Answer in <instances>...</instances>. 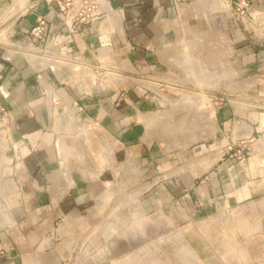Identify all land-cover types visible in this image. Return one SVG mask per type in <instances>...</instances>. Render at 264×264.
Instances as JSON below:
<instances>
[{"label": "crops", "instance_id": "crops-1", "mask_svg": "<svg viewBox=\"0 0 264 264\" xmlns=\"http://www.w3.org/2000/svg\"><path fill=\"white\" fill-rule=\"evenodd\" d=\"M247 1L239 20L235 0H98L94 21L71 31L54 3L0 0V264H65L125 229L122 244L138 243L145 150L127 117L143 115L144 82L192 86L181 71L195 59L224 103L215 140L185 151L184 168L176 153L149 155L158 178L183 187L184 222L168 227L184 251L167 261L264 264V0Z\"/></svg>", "mask_w": 264, "mask_h": 264}, {"label": "rangeland", "instance_id": "rangeland-1", "mask_svg": "<svg viewBox=\"0 0 264 264\" xmlns=\"http://www.w3.org/2000/svg\"><path fill=\"white\" fill-rule=\"evenodd\" d=\"M197 56L199 55H193V58ZM195 61L196 59L190 64L186 75H183L184 71H181V77L185 76L193 82L192 86L183 90L175 86H157L144 82L145 99L142 117L129 113L131 112L130 102L126 107L127 113L130 114L127 117V124L128 126L138 125V130H142L141 140L145 150L144 169L146 171L144 176L146 179L138 185L134 183V188L143 189L141 200L145 222L142 238L137 239L138 243L134 245L122 244L126 241L124 237L129 232L127 229L120 230L111 240H97V242L107 241L106 245L101 243L91 247L75 246L72 256L64 255L68 258L65 264H72L73 259L75 262V258L81 261V258H84L83 249L91 251L93 256L91 264H169L168 258L172 259L174 253L180 254L184 251L183 247L172 245L174 239L169 238L176 236L175 241H180L182 239L180 231L178 229L174 231L168 227L169 220H175L179 225L184 222L178 205L183 187L175 189L174 185L177 186L181 183L169 182L167 173L163 175L162 179L158 178L157 170L152 167L149 155L152 150H160L162 158L168 153H176L179 155V165L182 166L185 162L183 155L185 151H198L201 146L211 145L215 140V110L224 101H217L206 94L208 89H211L212 92L216 89L214 84H207L209 81H214L212 80L214 77L211 75V71L203 70L201 65ZM128 128L125 127V129ZM235 157L243 159L245 153L238 151ZM169 197H172L174 202L177 200L175 204ZM109 241L117 243L111 245L108 244ZM170 262L171 264H180L175 261ZM80 263L83 264V261Z\"/></svg>", "mask_w": 264, "mask_h": 264}, {"label": "built area", "instance_id": "built-area-1", "mask_svg": "<svg viewBox=\"0 0 264 264\" xmlns=\"http://www.w3.org/2000/svg\"><path fill=\"white\" fill-rule=\"evenodd\" d=\"M54 3L55 10L61 15L64 22H68L71 31H77L81 26L90 24L95 19L98 0H42ZM250 6L247 0H235L233 12L239 20L249 17ZM49 33V25L43 18H38L30 29L29 35L37 49L45 45ZM1 111L3 109L0 108ZM7 117V115H6ZM232 149L229 147L228 151Z\"/></svg>", "mask_w": 264, "mask_h": 264}]
</instances>
